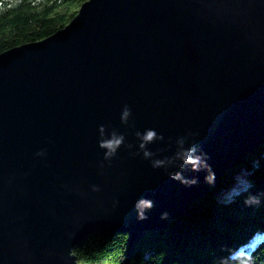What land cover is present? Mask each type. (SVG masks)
Masks as SVG:
<instances>
[{
	"label": "water",
	"instance_id": "1",
	"mask_svg": "<svg viewBox=\"0 0 264 264\" xmlns=\"http://www.w3.org/2000/svg\"><path fill=\"white\" fill-rule=\"evenodd\" d=\"M263 145L264 0H88L0 54V264L134 248Z\"/></svg>",
	"mask_w": 264,
	"mask_h": 264
},
{
	"label": "trees",
	"instance_id": "2",
	"mask_svg": "<svg viewBox=\"0 0 264 264\" xmlns=\"http://www.w3.org/2000/svg\"><path fill=\"white\" fill-rule=\"evenodd\" d=\"M88 0H0V54L67 26ZM237 177L235 174H237ZM242 176V181L238 177ZM224 183L134 248L127 234L95 233L74 248L80 264H264V145ZM236 183V189L221 196ZM255 198L259 203L249 202Z\"/></svg>",
	"mask_w": 264,
	"mask_h": 264
},
{
	"label": "clouds",
	"instance_id": "3",
	"mask_svg": "<svg viewBox=\"0 0 264 264\" xmlns=\"http://www.w3.org/2000/svg\"><path fill=\"white\" fill-rule=\"evenodd\" d=\"M148 139H151V136H149ZM121 140L122 138L113 137L111 140L101 141L100 146L106 150L105 158H108L115 154L117 148L119 147L121 143ZM249 202L259 203V201L255 200V198H250V201H246V203H249ZM147 207H151L150 203L147 205ZM233 264H239V261H234ZM249 264H251V261H249Z\"/></svg>",
	"mask_w": 264,
	"mask_h": 264
},
{
	"label": "rangeland",
	"instance_id": "4",
	"mask_svg": "<svg viewBox=\"0 0 264 264\" xmlns=\"http://www.w3.org/2000/svg\"><path fill=\"white\" fill-rule=\"evenodd\" d=\"M238 174H239V173L235 174V176L237 177ZM243 179H244V177H242V176H239V177H238V180H239V181H242ZM235 187H236V183H234V184H232V185L226 187V188L223 190V194H222L221 196H224V195L229 194L232 190H235V189H236Z\"/></svg>",
	"mask_w": 264,
	"mask_h": 264
}]
</instances>
